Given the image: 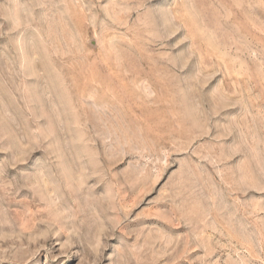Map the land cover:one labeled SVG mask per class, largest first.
<instances>
[{"label":"rangeland","instance_id":"rangeland-1","mask_svg":"<svg viewBox=\"0 0 264 264\" xmlns=\"http://www.w3.org/2000/svg\"><path fill=\"white\" fill-rule=\"evenodd\" d=\"M0 264H264V0H0Z\"/></svg>","mask_w":264,"mask_h":264}]
</instances>
